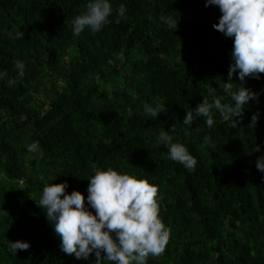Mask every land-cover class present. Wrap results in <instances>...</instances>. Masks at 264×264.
Wrapping results in <instances>:
<instances>
[{
	"label": "trees",
	"instance_id": "obj_1",
	"mask_svg": "<svg viewBox=\"0 0 264 264\" xmlns=\"http://www.w3.org/2000/svg\"><path fill=\"white\" fill-rule=\"evenodd\" d=\"M87 2L0 0V264H92L93 254L84 260L61 250L36 200L45 184L65 180L67 192L87 196V178L107 167L158 188L169 240L146 264H264V172L255 166L264 153V73L245 78L259 96L236 121L216 113L211 128L203 117L184 125L203 96L224 95L232 38L213 27L218 6L112 0L114 9L126 7L119 22L113 12L100 31L74 36L71 19ZM145 103L167 110L152 119ZM172 124L173 140L197 158L192 171L157 141ZM33 141L38 149L29 152ZM9 240L30 247L14 255Z\"/></svg>",
	"mask_w": 264,
	"mask_h": 264
},
{
	"label": "clouds",
	"instance_id": "obj_2",
	"mask_svg": "<svg viewBox=\"0 0 264 264\" xmlns=\"http://www.w3.org/2000/svg\"><path fill=\"white\" fill-rule=\"evenodd\" d=\"M209 5L218 6L221 13L213 27L232 38V62L223 83L224 95L203 96L195 107L186 110L182 122L191 125L203 117L206 126L211 128L216 113L226 121H236V117L242 116L244 106L259 96L243 82L249 75L259 79V74L264 73V0H205V7ZM113 12L119 22L126 7L121 3L114 9L112 0H88L85 10L71 19L72 34L79 36L85 28L92 33L100 31L109 23ZM159 19L170 30L178 26V20L171 15H162ZM16 67L17 74L22 76V62L18 61ZM234 74L239 82L232 79ZM166 110L162 103L143 106L144 113L152 119ZM258 118V113H253L249 126H254ZM175 132L176 126L172 124L170 130L159 133L157 141L167 148L170 159L192 171L197 158L184 143L173 140ZM38 143L27 144V150L36 151ZM203 143H212L209 135L203 137ZM253 151L261 152V147L256 145ZM255 166L264 172V153L257 157ZM87 179V196L76 189L67 192L65 180L45 184L36 200L59 236L61 250L84 260L93 254L92 264L103 261L146 264L149 255L159 256L169 240V229L159 216L157 186L146 178L112 167L97 168ZM29 247L30 242L26 240L8 241V250L14 255Z\"/></svg>",
	"mask_w": 264,
	"mask_h": 264
}]
</instances>
